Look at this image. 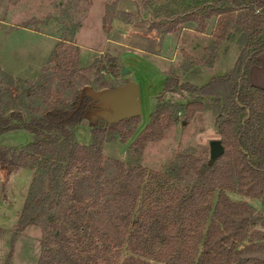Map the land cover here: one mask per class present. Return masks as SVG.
<instances>
[{"label":"rangeland","instance_id":"obj_1","mask_svg":"<svg viewBox=\"0 0 264 264\" xmlns=\"http://www.w3.org/2000/svg\"><path fill=\"white\" fill-rule=\"evenodd\" d=\"M211 1L0 0V115L8 116L18 109L27 120L38 117L54 100L53 89H58L67 103L77 101L81 105L87 87L100 89L103 79L108 81L105 87H115L129 79L137 84V121L130 117L112 121L106 117L102 102L93 98L82 103L81 120L68 128L72 140L80 144L101 140L106 159L141 165L147 173H158L154 180L145 178L129 229L144 225L153 208L169 199L174 187L182 185L178 170L187 157H209V140L219 138L214 124V96L184 90L162 91V87L170 75L178 82L201 85L210 77L227 72L242 48L237 41L239 32L230 29L228 36L213 47L215 17L207 20L204 32L197 31L196 23L190 20L169 32L154 26ZM109 5H114L115 14L111 29L106 30L103 16ZM54 52L76 55V63L63 64L53 57ZM121 65L129 71L121 73ZM58 67L70 72L80 67L86 70L65 78ZM159 96L169 109L165 115L173 116L172 123L163 129L160 138L138 147L136 136L148 123ZM191 100H201L204 105L185 120L184 106ZM64 130L43 128L35 132L13 128L0 134V264H39L43 251L40 227L28 224L16 233L13 227L33 179L36 190L46 189L49 166L55 160L65 165ZM78 175L74 168L67 179ZM225 193L231 201L245 200L254 212L260 213L262 220L253 226L264 230V198L237 189H225ZM217 195L218 189L208 197L212 205ZM209 221V217L200 219L198 228L204 230ZM195 226L192 222L191 227ZM187 240L189 245L191 237ZM108 241L98 236L83 238L81 242L73 241L71 249H81V264H123L129 255H139L153 263L163 257L161 253L156 256L162 248L160 242L139 252L132 251L127 239L120 246ZM132 244L137 247L136 240Z\"/></svg>","mask_w":264,"mask_h":264},{"label":"trees","instance_id":"obj_2","mask_svg":"<svg viewBox=\"0 0 264 264\" xmlns=\"http://www.w3.org/2000/svg\"><path fill=\"white\" fill-rule=\"evenodd\" d=\"M114 14V5L107 6L104 29H111ZM211 17H215L213 47L228 36L230 29L239 32L237 41L242 48L234 65L201 85L178 82L173 75L167 76L162 91L184 90L214 96L217 104L214 124L224 151L212 161L207 156H188L178 170L182 185L174 187V194L153 208L144 225L129 229L145 178L154 180L158 173H147L141 165H126L118 159L108 160L102 152L101 140L80 144L69 133L68 128L83 116L82 103L93 96L83 93L81 105L77 101L67 103L58 89H53L54 100L38 117L27 120L18 109L8 116L0 115V134L13 128L35 132L43 128L66 129L65 165L55 160L49 166L46 189L36 190L33 179L13 227L15 233L28 224L40 227L43 251L39 264L62 261L81 264V249H71V244L95 236L107 238L108 244L114 246L127 239L132 251L139 252L160 242L162 248L156 256L161 253L159 261L167 264H264V230L253 226L262 220L261 214L254 212L247 201H231L225 193V189H237L264 198V88L249 79V67L259 64L258 55L264 51V1L212 0L154 26L169 32L190 20L196 23L197 31L204 32ZM65 53L54 52L53 57L63 64H75L76 55ZM57 70L68 78L86 68L72 72L60 67ZM107 85L108 81L103 79L101 87ZM162 105L159 96L148 123L136 136L138 147L147 140L160 138L163 129L171 125L173 116L165 115L169 109ZM203 105L201 100L188 101L183 118L190 119ZM130 119L137 121L138 116ZM74 168L80 175L67 179ZM216 189L218 195L212 205L208 197ZM208 217L207 227L199 229L200 219ZM192 222L196 223L195 228L191 227ZM133 239L137 247L132 244ZM159 261L151 263L139 255H129L123 264H164Z\"/></svg>","mask_w":264,"mask_h":264},{"label":"water","instance_id":"obj_3","mask_svg":"<svg viewBox=\"0 0 264 264\" xmlns=\"http://www.w3.org/2000/svg\"><path fill=\"white\" fill-rule=\"evenodd\" d=\"M127 71H129V68L121 65L120 72L125 73ZM86 94L102 102L106 117L112 121L132 117L140 112L138 86L131 79L115 87H102L96 90L87 87ZM223 151L224 146L220 138L209 140L210 161L221 155Z\"/></svg>","mask_w":264,"mask_h":264},{"label":"crops","instance_id":"obj_4","mask_svg":"<svg viewBox=\"0 0 264 264\" xmlns=\"http://www.w3.org/2000/svg\"><path fill=\"white\" fill-rule=\"evenodd\" d=\"M258 59L259 64L249 67V79L252 84L264 88V51L258 55Z\"/></svg>","mask_w":264,"mask_h":264}]
</instances>
